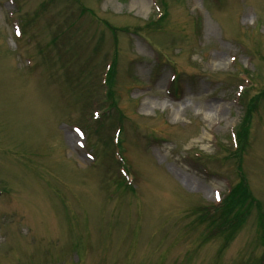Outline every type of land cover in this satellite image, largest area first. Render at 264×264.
<instances>
[{"label": "rangeland", "instance_id": "1", "mask_svg": "<svg viewBox=\"0 0 264 264\" xmlns=\"http://www.w3.org/2000/svg\"><path fill=\"white\" fill-rule=\"evenodd\" d=\"M263 234L264 0H0V264H264Z\"/></svg>", "mask_w": 264, "mask_h": 264}, {"label": "trees", "instance_id": "2", "mask_svg": "<svg viewBox=\"0 0 264 264\" xmlns=\"http://www.w3.org/2000/svg\"><path fill=\"white\" fill-rule=\"evenodd\" d=\"M161 18H162V17H160L159 20H160ZM222 206H223V208L225 207V205H222Z\"/></svg>", "mask_w": 264, "mask_h": 264}, {"label": "bare ground", "instance_id": "3", "mask_svg": "<svg viewBox=\"0 0 264 264\" xmlns=\"http://www.w3.org/2000/svg\"><path fill=\"white\" fill-rule=\"evenodd\" d=\"M162 19V18H161Z\"/></svg>", "mask_w": 264, "mask_h": 264}]
</instances>
